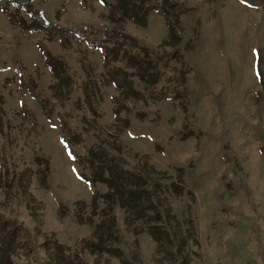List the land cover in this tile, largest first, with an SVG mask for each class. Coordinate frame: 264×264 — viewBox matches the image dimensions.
I'll list each match as a JSON object with an SVG mask.
<instances>
[{"label":"rangeland","instance_id":"1","mask_svg":"<svg viewBox=\"0 0 264 264\" xmlns=\"http://www.w3.org/2000/svg\"><path fill=\"white\" fill-rule=\"evenodd\" d=\"M132 4L145 25L115 0H37L45 30L0 2L14 264H264V0ZM95 149L155 204L96 181Z\"/></svg>","mask_w":264,"mask_h":264},{"label":"trees","instance_id":"2","mask_svg":"<svg viewBox=\"0 0 264 264\" xmlns=\"http://www.w3.org/2000/svg\"><path fill=\"white\" fill-rule=\"evenodd\" d=\"M2 1L6 3L4 12L8 14L13 24L27 29L40 27L39 29L47 30L50 27L44 16L34 5V2L37 0H0V2ZM40 1L47 2L48 0ZM101 1L105 3V0ZM115 5L124 16L132 19L135 23L140 25L146 24L149 10L140 13V8L132 4V0H115ZM10 8H12L15 13L10 12ZM160 11L161 10H159V12ZM15 14L21 16V21L13 18ZM28 21L31 23L30 26H28ZM47 61L52 70L57 69L50 60ZM87 161L90 163L92 169L99 172L96 181L107 184L111 194H114L116 197L120 196L122 200H126L128 203H140L142 206H152L155 204V188H153L152 185L146 186L145 188L148 189L146 192L145 190L138 191V189H135L134 186L137 187L138 183H141V177L143 176L137 173L136 178L131 174L126 175L130 170H125L122 166L120 170H117L115 167L113 168L104 150H92ZM131 179L133 180L131 181ZM113 220L115 219L113 218ZM10 224V222L0 219V264H14L12 257L14 256L15 248L18 244V233L17 229L13 228ZM154 237L156 236L154 235ZM155 240L159 241L157 238H155Z\"/></svg>","mask_w":264,"mask_h":264}]
</instances>
